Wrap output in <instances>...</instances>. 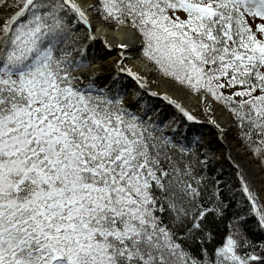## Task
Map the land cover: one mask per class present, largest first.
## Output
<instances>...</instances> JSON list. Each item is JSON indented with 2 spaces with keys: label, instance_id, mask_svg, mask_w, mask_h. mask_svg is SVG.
<instances>
[{
  "label": "snow or ice",
  "instance_id": "snow-or-ice-1",
  "mask_svg": "<svg viewBox=\"0 0 264 264\" xmlns=\"http://www.w3.org/2000/svg\"><path fill=\"white\" fill-rule=\"evenodd\" d=\"M136 57L227 113L264 172V0H0V264H264V178L229 153L233 207L211 141L167 135L179 122L142 92L197 116Z\"/></svg>",
  "mask_w": 264,
  "mask_h": 264
},
{
  "label": "bare ground",
  "instance_id": "bare-ground-1",
  "mask_svg": "<svg viewBox=\"0 0 264 264\" xmlns=\"http://www.w3.org/2000/svg\"><path fill=\"white\" fill-rule=\"evenodd\" d=\"M96 35L99 37H105L107 39L108 43L113 45V46H115L121 42L131 43L130 40L123 38L122 32L114 31L110 28H106L103 26L99 28V30L96 32ZM93 51L95 52V55L97 57L96 61L94 62V67H96L99 71L102 70V67L104 68V66H102L103 64H100V63H104L105 65L111 66V64L109 63V60H111L112 58H115L118 55L117 52H111L108 55V57L104 58V55H102V50H100L98 48L97 44L95 45V49ZM92 52H90V54ZM129 61H130L129 67H132L134 71H139L141 75L147 76L148 89H150L151 91L157 92V93H161V94L167 93L171 98L176 99L179 102L183 103L187 109L193 111V113L197 116V121L199 122V120H198L199 106H200V104L198 103L199 98H197L195 96H188L186 98V94L182 90H179L178 85H176L174 82H172L169 79L161 77L159 74L151 72L150 69L152 66L146 64L139 57H136V58L129 60ZM133 87H135V84L132 82V85H130V89ZM143 93L148 95L147 92H143ZM149 98L153 99L154 97H149ZM156 98L160 99L159 97H156ZM169 107H172V106H169ZM219 112H220L219 107H216L214 109V113H212L211 116H215V118H218V122L220 123L221 127L226 130L225 131L226 139H217V137L219 136L218 130L210 122H208V123L211 125L212 130L210 131L211 134L206 135V139H209V141H212V142H214V140L218 141L219 142L218 145L219 146L221 145L219 148L221 150H224L225 152H227V154L239 153L241 156H243V154L239 152V150L237 148V144L234 142V140L232 138V133L230 132L231 120L229 119L227 113H225L224 116H219ZM187 122L190 124L192 123L189 121H187ZM196 125L199 129V133L203 134L205 131L204 127H202L200 123H197ZM167 135H170V134H167ZM216 146H217V144H216ZM245 159L251 160V158H249V157L245 158ZM251 168L257 173L256 168L253 167L252 164H251Z\"/></svg>",
  "mask_w": 264,
  "mask_h": 264
},
{
  "label": "trees",
  "instance_id": "trees-1",
  "mask_svg": "<svg viewBox=\"0 0 264 264\" xmlns=\"http://www.w3.org/2000/svg\"><path fill=\"white\" fill-rule=\"evenodd\" d=\"M95 49V45L93 49H90L89 52H92ZM127 80V79H125ZM127 86L130 88L129 82L127 81ZM149 106L151 107H158L160 109V117L161 119H163L165 122L170 121L173 117H175L173 115V113H171L170 111H168L166 108L160 107L159 105H157L155 102H150ZM205 115V114H204ZM176 118V117H175ZM177 119V118H176ZM161 127H163V124L161 125ZM187 130V131H186ZM186 134L189 138H192L193 136H200L196 131L197 128L195 126H188L185 125L183 128H179L178 131H170V135L171 136H176V137H181ZM202 138V136H200ZM243 149V148H242ZM244 150V149H243ZM210 153L213 154L215 156V161L212 164V168L213 169H220L221 171L219 173L217 172H213V175H219V178L221 180L227 181V183L224 185L225 188V192L226 194L228 193V184H231L232 189L235 191V200L232 201V205L233 207L236 206V201L241 199V195L242 193L240 191H238V189L240 188L239 182L235 177V174L232 171V166L229 164L227 158L225 157L224 154H221L217 151V146L211 144L210 145ZM250 153V152H247ZM251 154V153H250ZM252 155V154H251ZM253 157V156H252ZM253 160L255 163H258V161L253 157ZM262 174H264V172H261ZM247 205V201L244 200L241 203V207L243 208V210H247L246 206ZM255 221L254 220H249V224H254ZM253 235L259 237L261 234L259 232H254Z\"/></svg>",
  "mask_w": 264,
  "mask_h": 264
},
{
  "label": "rangeland",
  "instance_id": "rangeland-1",
  "mask_svg": "<svg viewBox=\"0 0 264 264\" xmlns=\"http://www.w3.org/2000/svg\"><path fill=\"white\" fill-rule=\"evenodd\" d=\"M98 45V48L100 49V50H102V55H104V58L105 57H108V55L110 54V53H108L105 49H104V47H103V45L102 44H97ZM125 63L127 64V66H129V64H130V61L128 60V61H125ZM100 64H103L102 66H104V68L102 67V70L100 71V72H102V73H106V72H109V71H111L112 70V66H108V65H105L104 63H100ZM151 66V65H150ZM157 74V73H156ZM161 76V75H160ZM161 77H163V76H161ZM126 79H127V81L129 82V84L130 85H132V82H131V80H129L127 77H125ZM124 78V79H125ZM142 95H143V97H144V100H147L149 103L150 102H155L157 105H159L160 107H163V108H166L168 111H170L171 113H173V115L177 118L176 120L179 122V128H183L185 125H188V126H195L196 128H197V133L199 132V129H198V127H197V125L195 124V123H188L187 121H186V118H184L175 108H173V107H169L167 104H166V102H164L163 100H161V99H151V98H149L148 97V95H146L145 93H143L142 92ZM198 98V97H197ZM205 114V115H204ZM212 115V113L210 112V113H207L206 114V112H205V108H204V106H202V105H200L199 106V115H198V120H199V123H201V122H209V117ZM198 122V121H197ZM204 133L203 134H201V133H198L200 136H202V139L203 140H207V141H209V139H206V135L207 134H211L210 133V129L208 128V127H204ZM168 132H170V131H168ZM230 132L232 133V138H233V140H234V142L236 143V141H235V130L231 127V130H230ZM206 141V142H207ZM212 142V141H211ZM211 144H213L214 146L217 144V151L219 152V153H221V154H224L225 155V157L227 158V156L229 155V154H227V152H225L224 150H221L219 147L221 146H219L218 144H219V142L218 141H216V140H214V142H212ZM237 144V143H236ZM237 148H238V150H239V152L240 153H242L243 154V156H244V158H251V164H252V166L253 167H255L256 168V171H257V174H258V176H260V177H262V178H264V174H262L261 172H260V169H259V165L257 164V163H255L254 162V160H253V157H252V155L250 154V153H247L246 151H244L238 144H237ZM230 164V163H229ZM233 168V167H232ZM232 171H233V173L235 174V169L233 168L232 169ZM239 182V181H238Z\"/></svg>",
  "mask_w": 264,
  "mask_h": 264
},
{
  "label": "water",
  "instance_id": "water-1",
  "mask_svg": "<svg viewBox=\"0 0 264 264\" xmlns=\"http://www.w3.org/2000/svg\"><path fill=\"white\" fill-rule=\"evenodd\" d=\"M154 99H157L158 100V98H156V97H154ZM192 123H195V124H197V123H199V122H197V121H193ZM201 124V126L202 127H208L209 129H210V131L212 130V127H211V125L208 123V122H201L200 123ZM204 141H207V140H204Z\"/></svg>",
  "mask_w": 264,
  "mask_h": 264
}]
</instances>
